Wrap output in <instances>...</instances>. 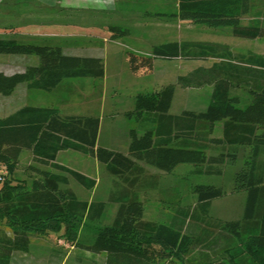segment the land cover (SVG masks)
<instances>
[{
  "label": "trees",
  "instance_id": "1",
  "mask_svg": "<svg viewBox=\"0 0 264 264\" xmlns=\"http://www.w3.org/2000/svg\"><path fill=\"white\" fill-rule=\"evenodd\" d=\"M255 4L264 0H178L177 17L208 27L229 28L236 38L264 37L259 17L246 26V15L259 16ZM163 16V15H162ZM11 28L9 31H20ZM109 38L127 34L126 29L109 26ZM1 31V30H0ZM0 54L35 55L38 63L6 75L0 71V95L8 96L25 83L29 90L50 92L69 79L104 77V64L94 56L67 55L51 40L39 43L0 38ZM132 73L149 72L154 59L202 60L213 62L197 67L176 84L181 88L212 86L210 102L204 111L169 113L174 85L151 93H138L134 108L123 115L136 121L146 119L153 126L138 134L129 131L127 153L96 144L99 117L68 114L57 107L24 106L0 118V264L28 256L32 236L58 234L74 248L105 254L104 264H157L160 260L178 264H264V55L239 53L218 42L180 41L154 46L149 56L126 55ZM217 123L222 136L214 137ZM239 146H249L242 168L234 175V192H246L242 216L235 221L213 220L207 216L209 204L224 194L221 187L195 185L196 206L174 211L169 222L156 223L143 218V205L137 189L147 174L144 165L172 172L182 163L195 166L222 165L235 159ZM22 150H30L36 165L69 174L79 185L92 189L95 180L55 162L56 154L72 150L90 155L118 179L108 195L117 211L108 225L92 230V242L78 240L83 219L97 220L104 211L102 201L80 200L65 184L64 176L28 169L39 176L30 183L15 177ZM216 152V156L208 155ZM143 164V165H142ZM200 168L196 173H201ZM155 180L147 187H153ZM199 210V212H198ZM61 233V234H59ZM194 253L196 256H194Z\"/></svg>",
  "mask_w": 264,
  "mask_h": 264
},
{
  "label": "rangeland",
  "instance_id": "2",
  "mask_svg": "<svg viewBox=\"0 0 264 264\" xmlns=\"http://www.w3.org/2000/svg\"><path fill=\"white\" fill-rule=\"evenodd\" d=\"M72 2H77L76 8H61L59 5H47L37 0H0V38L7 37L32 43H39L47 39L58 43L63 48H74L81 54L80 56L99 57L104 64L103 85L100 82L96 83L97 80L91 78L69 79L63 81L58 89L50 92L27 88L28 97L27 95L21 96L19 87L11 95H0V117L10 114V111L21 107L23 103L32 106L37 102L43 104L45 101H53L60 103L59 107H62L61 100H63L65 105L61 112L99 117L100 124L96 140L99 147L126 154L129 131L135 129L140 135L153 126L146 119L136 121L127 119L123 115L124 111L134 108L135 96L138 93H151L172 84L174 85V94L169 109L170 114L179 115L187 110L204 111L210 102L212 86L204 84L199 88H181L176 84V79L179 76L187 75L197 67H208L213 62L212 60L154 59L151 71L134 74L129 69L127 53L149 56L154 46L176 42V39L182 38L184 40L181 41L223 43L239 53L253 52L264 55V37L254 40L236 38L231 35L229 28L208 27L200 23L184 25V23L178 22L180 28L175 26L164 29L155 28L150 24L160 23L157 20L124 18L121 14L125 12L121 9L122 4L116 3L113 10L109 7L102 8L103 10H93L82 7L78 0H72ZM127 2L124 9L130 8L133 4L132 0ZM141 7L140 4H137L135 9ZM253 11L264 15V5L255 4ZM170 23L177 25L176 20H170ZM260 25L264 26V22ZM109 26L126 29L127 34L110 39L107 30ZM8 27L20 28L22 31L12 32L7 29ZM104 39L105 41H103ZM37 63L38 58L35 55L0 54V70L8 73L21 71L26 66ZM85 80L93 83L90 84ZM102 86L103 97L101 98L97 95L99 92L101 93ZM72 87L76 90L80 89L83 93L82 96L74 94L70 89ZM89 92H92V95ZM86 95L90 111L73 112L72 109L77 108L79 102L82 99L85 100ZM100 104H102L101 107ZM218 129L216 125L213 132L214 137H216ZM249 153L250 149L240 148L235 159H227L222 165L215 164L209 167V170L219 169L221 172L219 174L207 173L208 165L199 167L190 163H182L170 173L144 165L147 174L153 175L155 178L145 177L143 184L137 189L138 198L143 205V218L167 224L174 211L187 207L192 209L196 206L193 186L213 185L221 187L224 194L210 202L207 216L211 221L216 219L239 220L244 210L246 192L233 191L234 175L242 168L245 157ZM208 155L216 156V152H209ZM30 162L29 154L24 152L16 165V178L26 179L28 183L33 178H39L37 174L28 169ZM58 162L94 179V187L92 189L82 187L63 171L35 163L32 165L41 170L64 176L66 183L60 184V188H69L78 199L105 203L103 214L99 219L90 222L84 218L78 228L79 243L89 245L93 239L92 229L96 226L110 224L115 216L118 204L109 203L107 198L116 189L119 180L109 175L104 165L90 155L69 152L68 157L64 154L60 155ZM198 168L201 173H196ZM153 180H155V185L147 187V184ZM28 256L30 264H104L105 259L104 253L96 254L81 247H72L58 234L32 236ZM194 256H196L195 253ZM157 264H178V261L160 260Z\"/></svg>",
  "mask_w": 264,
  "mask_h": 264
},
{
  "label": "crops",
  "instance_id": "3",
  "mask_svg": "<svg viewBox=\"0 0 264 264\" xmlns=\"http://www.w3.org/2000/svg\"><path fill=\"white\" fill-rule=\"evenodd\" d=\"M37 1H40V2H43L47 5H52V6H57L59 5L61 8H76L77 6V2H72V0H37ZM79 3L81 4L82 7H86L87 9H93V10H103L102 8H112V10L116 7L115 5H117L116 3H118V5L122 4L123 7L126 6V4L128 3L127 1L128 0H78ZM133 4L131 5L130 8L126 7V9H124L123 7H121L122 10H124L125 12H122L121 14L123 15L124 18H132V17H135L134 19H138V20H141V19H144V20H148V21H158L160 23H154L153 25L150 24L151 27H155V28H172L170 26H175V27H178L180 28V24H183L184 25L186 24H191V25H194L195 23L194 22H191L190 20H181L177 17H167V15H170V14H177L178 12V0H132ZM137 4H140V6H142L140 9H135V6ZM108 8V9H109ZM163 15V16H162ZM259 17V21L261 22L262 20H264V15H259V16H251V15H246L244 16L241 21H240V24L242 26H246L248 25L250 22H252L253 20H256V18ZM170 20H176L177 21V25H174L173 23H170ZM180 24H179V23ZM168 23V24H166ZM198 24V23H196ZM149 26V25H148ZM144 27H147L144 25ZM12 27H8L7 29H11ZM23 28V27H22ZM148 28V27H147ZM145 28V29H147ZM176 28V29H178ZM144 29V30H145ZM25 30V29H24ZM22 31V29L20 30V32ZM26 32V30H25ZM15 33V32H14ZM19 33V32H18ZM54 34V33H53ZM51 34V35H53ZM50 35V36H51ZM55 35V34H54ZM60 35H65V34H60ZM179 35V34H178ZM49 36V35H48ZM65 36H68V35H65ZM177 36V35H176ZM181 40H184L182 38H178L176 39L175 41L176 42H180ZM105 41V39L103 40ZM77 46V45H76ZM71 47H75V46H71ZM63 52L67 55H81L79 52H76L74 50V48H63ZM83 56H89V55H83ZM23 70V69H22ZM21 70V71H22ZM1 72H3L4 74L6 75H10L14 72H7V71H2L0 70ZM18 72V71H16ZM104 78V77H103ZM86 82L88 83H93L89 80H85ZM101 85H103V79L101 81H99ZM98 81L96 83H99ZM70 83V82H68ZM26 84H23L21 83L18 84L15 88V90L17 88H21V96L23 95H27L28 97V89H27V86H25ZM72 92H74V94H80V96H82V91L80 89L76 90V88H70ZM14 90V91H15ZM66 92H68V90H66ZM92 92H89L90 95ZM51 96V95H50ZM97 96H101V98L103 97V86H102V89H101V93L99 92ZM39 99L41 98L40 96L38 97ZM86 100V101H85ZM85 100L82 99L81 102H79V105L76 106L77 108H73V112H89V103H88V96L86 95V98ZM62 103V107H59L60 103H54L53 101H45V102H48V103H36L32 106H35V105H39V106H44V107H57L59 108L60 111L64 110L63 109V105H65L64 101L61 100ZM60 102V101H59ZM25 103H23V105L21 107H17L16 109H13L12 111H10L12 113L16 112L17 110H19L20 108L24 107V106H28V105H24ZM102 104H100V107H101ZM76 110V111H74ZM129 111V110H128ZM126 112V111H124ZM8 114V115H10ZM6 115V116H8ZM4 116V117H6ZM0 118H3V117H0ZM99 124H100V121H99ZM218 126V130L216 132V137L217 138H220L222 136V129H221V123H217L216 124ZM98 136V134H97ZM240 148H246V149H250L249 146H239L238 147V150ZM24 152H27L30 156V163H28V165L34 163L33 162V155L31 153L30 150H22L20 155H19V158H18V162L20 160V157L21 155L24 153ZM69 152H75V151H72V150H62V151H59L57 154H56V157H55V162L57 164H60L62 166H65L61 163L58 162V159L60 157V155L64 154V156H69ZM261 160H264V156H261L260 158ZM67 167V166H65ZM28 253H29V250H28ZM12 263L11 264H30L31 261L29 260V256H27L26 258L24 259H19V258H12Z\"/></svg>",
  "mask_w": 264,
  "mask_h": 264
}]
</instances>
